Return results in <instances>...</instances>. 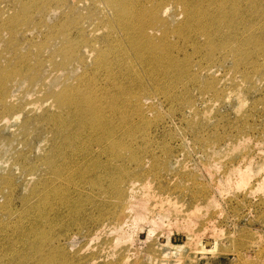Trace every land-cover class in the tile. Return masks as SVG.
<instances>
[{"label":"rangeland","instance_id":"374dc122","mask_svg":"<svg viewBox=\"0 0 264 264\" xmlns=\"http://www.w3.org/2000/svg\"><path fill=\"white\" fill-rule=\"evenodd\" d=\"M130 1L136 3L132 14L150 7L168 22L167 35L159 31L153 40L162 45L157 51L138 49L125 33L108 27L105 0H0V50L6 49L0 96H7L0 99V264H33L17 255L39 250L24 246L19 225L29 227L32 240L41 234L50 242L60 238L53 260L62 264H123L127 256V264H264V24L246 33L255 39L251 44L237 50L235 43L232 50L218 35L212 42L202 27L190 28L176 0ZM22 22L29 23L7 48ZM56 30L65 31L76 49L77 59L67 68L60 56L53 62L57 43H48L47 36ZM109 49L117 55L111 61L103 57ZM17 53L29 56L14 72ZM24 71L37 74L38 85L9 84ZM65 88L70 101L81 96L83 108L92 104L90 95L94 103L118 102V112L108 108L116 134L102 153L91 145L97 165L87 176L96 182L98 172L105 187L112 180L123 188L130 180L144 182L137 207L114 200L106 217L100 209L109 204L107 197L89 186L73 199L76 205L61 201L73 195V183L49 179L47 165L66 167L87 142L79 136L72 147L51 123L65 111L55 95ZM25 101L31 104L22 111ZM64 117L73 119L66 111ZM161 217L159 226L150 221ZM103 219L120 223L119 229L97 227Z\"/></svg>","mask_w":264,"mask_h":264},{"label":"bare ground","instance_id":"6f19581e","mask_svg":"<svg viewBox=\"0 0 264 264\" xmlns=\"http://www.w3.org/2000/svg\"><path fill=\"white\" fill-rule=\"evenodd\" d=\"M107 4L104 5L102 11L106 13V15H103L105 18L106 25L108 27H111L113 30H118L128 37L129 41L132 44V41L134 40L135 45L138 49H141L143 47H154L153 50L157 51V49H160L162 47L161 44L158 42H153L155 36L159 33V31H162L164 35H167V24L168 22L161 18V10L157 11L156 9H152L150 7H145L143 9H139L137 12L132 14V11L136 8V3L130 0H105ZM179 4L184 6V9L187 13V21L189 23L192 22L190 25L191 27L194 26H200L202 28H199L202 30L203 34L207 37L209 36V39L213 42L215 40V35H218L217 37H220L221 44L224 46L228 45V48L230 47L232 50H236L233 44H237V50L238 48H241L243 46H246L251 44L255 39L252 37H249L250 35L246 34H252L255 30H257V27L255 25H263L264 24V9H261L264 7V0H176ZM105 3V2H104ZM47 7L45 4L42 5V7ZM246 6V7H245ZM31 6H23V10L30 9ZM217 7V9H216ZM229 7V8H228ZM165 9V8H164ZM216 9V10H214ZM49 9L47 11H43L44 14L49 13ZM112 12V14L108 17V15ZM252 13H257V16H254ZM116 16V18H114ZM17 17V18H16ZM14 18L15 24H18L21 22V15H17ZM29 23V22H28ZM28 23H20L23 24L20 28H18L17 33L11 34V38L9 39V45H7V48L13 47V44L15 45L18 40V36L22 34L21 30L24 26H26ZM253 24V25H251ZM19 25V24H18ZM238 25H241L239 27ZM223 27H228L229 29L233 30L232 34L235 35L234 40H230L229 37L231 35H227L225 33H221L220 31L223 30ZM249 27V28H247ZM118 28V29H117ZM241 28H244L243 30ZM122 29V30H120ZM238 29V30H235ZM242 30L241 34H236L237 31ZM99 29H95L94 32L98 31ZM31 31L34 32L32 29H27L26 32ZM20 32V33H19ZM220 34V35H219ZM221 37L223 41L221 40ZM48 43L51 41L53 43H57V47L53 50L52 56H53V62L55 63L56 60H54L56 57L60 56L63 60L61 62L62 68H67L72 61H76L77 59V53L75 47L72 45L71 39L68 34H66L65 31L56 30L52 31L48 36ZM3 39V37H2ZM208 39V40H209ZM230 41H229V40ZM62 44H60V42ZM258 42H262L263 39L257 40ZM115 48H119L121 51L123 50V47L121 45L115 46ZM224 50H226L225 47H223ZM6 49L4 47L2 50H0V68L3 66L2 60L4 58V52ZM247 51V50H246ZM86 53L88 54V57H91L92 50H88ZM245 53V52H243ZM18 58L16 62H13V65L15 66L14 72H17L16 65L19 63L25 62L27 57L29 56V53H17ZM103 57L107 55L108 59L114 56L116 58V54L112 53L109 49V54H104ZM109 55V56H108ZM156 55V54H155ZM98 59V64L101 65L99 62L104 63L102 58ZM156 57V56H155ZM154 56L152 59L155 58ZM158 61V60H157ZM38 63H41V60L38 59ZM105 64V63H104ZM171 68V67H170ZM169 68V71H170ZM35 70H31L32 73H34ZM207 72H211L210 70H207ZM32 73H16L15 77H11L8 81L10 83H15L16 86H21L23 83H32L35 85H38L36 82L39 80L40 77L37 76V74ZM10 72H8V75ZM211 74V73H209ZM7 84V90L8 86ZM66 88L59 94H55L57 97V103L59 107L63 110H65L68 115L72 114L73 119L68 120V118L64 117L65 111L59 115V117H56L54 115V118L51 119V123H53L59 133L65 134V139L69 138L70 142L72 143V147L74 144H79V136H84L87 138V142H83L81 146V150L79 151L76 149L74 151V158L71 162L66 164V167H63L62 165L55 167L52 162H50L47 165L48 171L51 172V174H48V178L51 180H57V181H67L68 183H73L74 186V193L71 197L64 198L61 197V201L67 204H71L72 202L76 205V201L73 199L76 197L77 194H83L85 192V187L89 186L92 188V192L99 193L107 197L106 202L109 203L106 207L101 208L100 211L106 216H109V210L108 207L110 204L114 203V200L118 201H125L126 203H129L132 207L138 206V200L137 197L139 196L140 192H142L145 188V183L140 180H133L129 181L124 185L123 187H120V183L122 181H116L112 180L109 183L108 187L104 186V180H102V176L97 172L94 174L95 181L93 182L90 180V178L87 175H90V172H95V167L97 165V157L95 155H98L97 152L93 151V146L91 145H98L99 151L98 153H102L107 150L108 145L112 143V139L115 134L117 128L112 121V112L116 110L118 105V102L115 100H111L108 102H100L97 99L94 103V96L90 95V99L92 101V104L89 106V108H83L80 107L79 97L80 95L74 96L73 100L70 101V94H68L69 90L65 91ZM7 97V96H6ZM0 96V99L3 98V101L6 99ZM83 97V96H82ZM11 103H13V100H11ZM31 104L30 101L21 102L19 108L23 111L24 109H27ZM29 105V106H28ZM144 107V105H143ZM59 108V109H60ZM108 108L111 110H108ZM60 109V110H61ZM70 110V111H68ZM117 111V110H116ZM118 112V111H117ZM87 115V120L85 121L84 114ZM91 120V122L94 125V128L88 131L86 128V125L88 121ZM3 124L2 121H0V125ZM26 128V125H25ZM60 134V135H61ZM111 147V146H110ZM82 155V156H81ZM87 155L89 158H87ZM29 175L27 176L28 180ZM33 178H30L32 180ZM75 179V180H74ZM245 179V178H244ZM47 180V183L50 182ZM74 180L73 182H71ZM86 181V182H85ZM104 187V190H103ZM99 190H102L103 192H98ZM111 191V192H109ZM91 195L88 196V202H91ZM81 206L76 208V210H80ZM112 221V222H111ZM150 221L156 225H161L163 223V218H151ZM109 222V223H107ZM19 227V228H18ZM17 228V236L20 239L22 243H24V246H26L30 251L34 250L35 248H38L39 250H36L35 252H32L31 254L26 253H20L17 254L21 257L22 260H31L33 264H62L59 261H54L53 258L57 260V251L55 249L60 248V245L58 244V241L60 238H57L56 242L54 239V236L52 237V241H49L50 237H47V239L41 234V236L38 239L32 240L30 237V234L32 233L29 229V227H24L22 225H19ZM33 227H37V225H33ZM97 227H101L103 230H118L120 227V223H116L113 220L109 219H103L100 220V222L97 224ZM27 230H24V229ZM75 236H72L71 238H74ZM118 236L117 238H119ZM54 239V240H53ZM56 243V247L52 244ZM110 245V243H109ZM45 248H51V252L46 255L45 254ZM215 248V247H214ZM99 255V254H97ZM16 256V255H15ZM49 257V258H48ZM59 257V256H58ZM101 257V256H100ZM94 263L96 257L90 258ZM130 259V256L125 257V261L123 259V264H127L128 260ZM89 260V259H88ZM79 261V259H78ZM63 264H74L69 259L64 260ZM76 264H82L80 261ZM101 264H109V263H101ZM111 264V263H110ZM112 264H121V263H112Z\"/></svg>","mask_w":264,"mask_h":264},{"label":"water","instance_id":"95a60500","mask_svg":"<svg viewBox=\"0 0 264 264\" xmlns=\"http://www.w3.org/2000/svg\"><path fill=\"white\" fill-rule=\"evenodd\" d=\"M175 240H178V238H176ZM210 244V243H209Z\"/></svg>","mask_w":264,"mask_h":264}]
</instances>
